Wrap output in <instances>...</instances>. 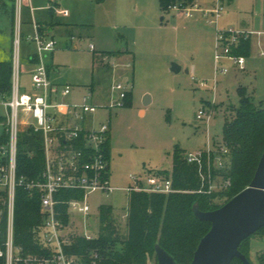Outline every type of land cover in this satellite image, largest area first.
Masks as SVG:
<instances>
[{
  "label": "rangeland",
  "instance_id": "374dc122",
  "mask_svg": "<svg viewBox=\"0 0 264 264\" xmlns=\"http://www.w3.org/2000/svg\"><path fill=\"white\" fill-rule=\"evenodd\" d=\"M213 1L194 0L197 9L192 7V17L188 18L176 9L162 11L158 0H60L56 9L65 7L68 16L56 10V19L76 28L71 36L56 37L54 51L44 54L43 62L50 68L53 82L71 88L67 96L57 97V103L80 102L94 87L88 102L99 106L91 113L96 122L109 124L108 183L114 188L86 194L89 212H70L68 228L72 234L95 236L102 205L111 206L113 215L124 220L129 195L123 188L132 183L131 175L170 173L175 148L186 154L204 149L207 142H221L225 117L230 107L238 105V87L244 86L253 101L264 106V56L259 55L264 49V35L251 36L243 68L228 58L212 63L215 25L202 11L211 8ZM221 4V29L264 31V0H221ZM1 24L0 19V28ZM25 47L32 49L21 41V55ZM121 48L128 52L120 57L108 53ZM172 63L180 66L177 72L171 70ZM221 68L227 71L222 73ZM214 78L218 82L212 88ZM199 81H205L207 87H201ZM111 82H120L131 92L130 107L120 105L122 99L110 87ZM25 84L29 87V77L21 73V93L30 92L24 89ZM145 96L150 98L148 104L144 103ZM2 101L0 96V137L7 126ZM113 102L117 105L105 107ZM211 102L210 119H198V111L208 110ZM141 109H145L143 115ZM25 118L20 112L19 121ZM23 130L20 125V132ZM212 200L219 204L223 198L215 195ZM120 226L122 233L125 227L123 223ZM247 242L249 259L258 264L257 254L264 251L262 233L252 235L243 245L245 250ZM148 264H156L154 255Z\"/></svg>",
  "mask_w": 264,
  "mask_h": 264
},
{
  "label": "built area",
  "instance_id": "2783aa9c",
  "mask_svg": "<svg viewBox=\"0 0 264 264\" xmlns=\"http://www.w3.org/2000/svg\"><path fill=\"white\" fill-rule=\"evenodd\" d=\"M24 0H16L15 26L12 41L11 59V84L8 99L3 102L7 109V142L0 146V198L6 196L7 206V230L4 250H0V256H4L6 264L23 262L24 264H76L74 256L67 255L63 246L69 243V234L59 218L60 211L57 206L66 204L68 213L71 211L87 214L89 206L85 201L87 193L94 191L110 192L112 188L108 183L109 170L105 152V144L109 138V124H89L88 114L95 112L99 107L88 102L90 94L84 96L81 102H56L57 93L66 96L70 93V86L58 88L54 86L48 76L47 66L43 62V56L55 47V40L47 38L40 31L38 23L33 22V33L27 39L32 41L36 48L35 65L30 79L33 90L20 92V75L23 72L20 55L21 43V18L20 10ZM30 10L32 7L27 0ZM197 9L195 2L192 5L182 7L179 4L169 8L181 11L185 17H192L193 8ZM223 12L221 0H214L209 9L202 11L209 23L215 25L214 63L219 64L222 58L233 61L238 68H243L244 56L234 53L242 39L251 38L253 35H264V31H248L235 29H221L218 20ZM63 13L66 14V11ZM92 48V45L90 46ZM259 55L264 56V49H260ZM215 70V68H214ZM222 73L226 68H221ZM195 80V77H191ZM214 78V88L217 84ZM201 87H207L205 81H199ZM113 91L118 93L120 99L126 94V88L120 82L112 84ZM208 104V110L200 109L197 118L210 119L213 108ZM117 102L110 104V107ZM121 105V104H120ZM22 112L26 117L19 121ZM56 113L64 114V122H58ZM20 125L31 127L40 134L44 150V169L41 178L26 180L16 176V155L18 134ZM229 149L221 141L211 145L207 142L204 149L187 152L185 159L188 163L196 164L200 178V186L193 192L201 194H214L226 190L230 184V178L225 176L229 165ZM132 183L123 188L128 195L131 192H146L169 194L177 190L172 185L169 174L163 172L148 173L144 177L131 175ZM17 186H23L29 191H35L40 195V206L43 214L41 225V239L46 246L53 250L49 256L28 255L21 257L13 239V219L15 190ZM61 191L81 192V197H72L60 200L57 194ZM126 218V213L122 216ZM65 232V233H64ZM85 235V234H84ZM87 238L91 236L85 235Z\"/></svg>",
  "mask_w": 264,
  "mask_h": 264
},
{
  "label": "trees",
  "instance_id": "16d2710c",
  "mask_svg": "<svg viewBox=\"0 0 264 264\" xmlns=\"http://www.w3.org/2000/svg\"><path fill=\"white\" fill-rule=\"evenodd\" d=\"M101 2L103 0H94ZM160 9L167 11L170 6L179 4L182 7L192 5L194 0H158ZM41 29V28H40ZM251 38L242 39L234 49L238 55L250 52ZM112 53V52H108ZM11 61L0 62V93L8 96L11 84ZM238 105L230 107L229 116L225 117L222 127V142L229 149V165L225 176L230 178V186L220 193L211 195L193 192L200 186L196 164L188 163L181 149L175 148L172 153L171 172L169 174L173 187L177 190L169 194L131 192L128 197L126 218L122 220L113 215L111 206L102 205L98 209L99 230L95 236L87 238L84 234H69V243L63 246L64 252L74 256L76 264H148L152 255L155 257L156 244L164 248L178 264H188L201 237L209 230L210 223L197 219L192 210L195 202L203 211L213 210L225 203L235 194L249 185L261 153L264 149V106L256 104L244 86L237 88ZM132 94L126 92L121 106L130 107ZM7 133L0 137V143L7 142ZM109 159L110 138L105 144ZM44 169V150L40 134L31 127L19 132L16 155V176L26 180L41 178ZM160 172V171H159ZM218 195L223 198L219 204L212 198ZM81 192L61 191L57 194L60 200L81 197ZM6 196L0 198V250H4L7 230ZM60 220L67 229L70 214L66 204L57 206ZM43 214L40 206V195L23 186L15 190L13 239L20 248L21 257L28 255L49 256L53 250L41 239L40 231ZM124 231L120 233V225ZM262 233L259 228L239 244V250L249 262V244L243 245L254 234ZM156 259V257H155ZM258 264H264V251L257 254ZM0 264H6L0 256ZM16 264H24L17 262ZM230 264H243L233 258Z\"/></svg>",
  "mask_w": 264,
  "mask_h": 264
},
{
  "label": "water",
  "instance_id": "95a60500",
  "mask_svg": "<svg viewBox=\"0 0 264 264\" xmlns=\"http://www.w3.org/2000/svg\"><path fill=\"white\" fill-rule=\"evenodd\" d=\"M179 69V65L171 64L172 71ZM192 210L197 219L208 221L210 228L199 240L188 264H230L233 258L251 264L238 247L264 226V149L248 186L213 210L203 211L197 202ZM154 252L156 264H178L160 245L154 246Z\"/></svg>",
  "mask_w": 264,
  "mask_h": 264
},
{
  "label": "crops",
  "instance_id": "0c3cea01",
  "mask_svg": "<svg viewBox=\"0 0 264 264\" xmlns=\"http://www.w3.org/2000/svg\"><path fill=\"white\" fill-rule=\"evenodd\" d=\"M29 2L32 7V10H30L29 5H27V0H24L23 5L21 6V10H20L21 26L20 28H21V41H23V43H25L26 46L32 45V49L29 50L28 47H25L26 51L23 53V55H21V51H20V55H21L22 66H23L22 74L23 76L27 75L30 81L29 87H27V85L25 84L26 87H24V89H26V91L30 90L31 92L33 90V87L31 83L30 75H31L32 70L34 69V65L36 61L35 60L36 48H35L34 43L27 39V36L32 35L33 33V26H32L33 22H36L39 24L41 28L40 31L42 32L44 36H46L47 38H52L54 40L56 39L57 36L65 37V38L68 36H71L74 27L76 28V25L70 22L62 21V19H56L54 15L56 10L63 17L68 16V11L65 7L63 9H56L60 6V3H59L60 0H29ZM64 11H66V14L63 13ZM0 12L2 13L0 14V19L2 22L1 28H0V62H10L12 59V41H13L14 26H15L16 0H0ZM213 34H214L213 37H214V46H215V29L213 30ZM20 46H21V43H20ZM53 51L54 49L50 52L52 53ZM111 52L112 54H118V57H120L122 53L128 52V49L121 48L120 50L118 49L116 51H111ZM213 59H214V55H213ZM54 69L56 70L55 67ZM47 70H48V76H49L51 83L54 86H57L59 88L61 85L51 80V77H50L51 70L48 66H47ZM110 74L112 75V77L114 76L113 70L110 71ZM112 84H114V82L110 83V87L112 86ZM92 87L93 86H91L90 92L88 93L91 95L90 98H92L93 96L94 87L93 88ZM126 92H128V90H126ZM0 96L3 98L2 105L4 106L3 102L8 99L9 95L4 96L0 93ZM59 96L65 97V96H62L60 93H57L55 100ZM149 100L150 98H148V96H145L144 103L148 104ZM110 104L106 105L105 107L112 108L110 107ZM144 112H145V109L140 110L141 115H143ZM56 117H57L58 122L60 121L64 122V114L56 113ZM88 119H89L88 121L89 124H95V125L99 124L98 122H96V120L91 115V113L88 114ZM109 138H110V133H109ZM67 229H69L67 230L68 232L70 231L71 228H67Z\"/></svg>",
  "mask_w": 264,
  "mask_h": 264
}]
</instances>
